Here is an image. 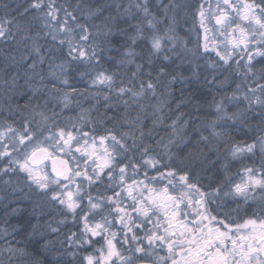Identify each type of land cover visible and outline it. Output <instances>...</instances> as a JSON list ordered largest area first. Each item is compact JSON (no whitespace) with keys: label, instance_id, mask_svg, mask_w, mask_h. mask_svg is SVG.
<instances>
[{"label":"snow or ice","instance_id":"1","mask_svg":"<svg viewBox=\"0 0 264 264\" xmlns=\"http://www.w3.org/2000/svg\"><path fill=\"white\" fill-rule=\"evenodd\" d=\"M93 2L31 0L23 12L15 16L12 15L15 9L9 4L0 5L4 10L0 17V43L6 45L7 52L0 69L3 73L0 77V148H3L0 158L9 159L21 153L24 156L23 160L9 159L10 166L0 171L7 174L18 169L20 173H26L30 194L35 196L30 202L33 218L37 220L31 224V232L27 235H23V224L10 230L0 227V241H3L0 264H45L43 259L36 257L35 250L27 251L34 243L39 244V240H29L28 236L35 238L41 228L57 232L58 229L51 228L50 220L43 225L39 223L45 216L51 218L53 212L65 217L58 221L59 224H65L67 216L71 215L72 226L77 231L67 237L68 247L48 264H70L68 256L77 264H117V260L119 264H136L137 261L145 264H264V0H246L244 3L223 0L222 6L217 8L216 24L224 29L221 35L226 42L223 50L220 45L215 46V55L219 59L212 66L215 69L219 65L222 75L225 65L229 69L232 61L236 65L231 72L235 88L219 100L216 96L224 91V81L217 84L216 76L210 82L205 78L207 92L194 91L185 99L187 89L183 85L186 78L175 70L166 71V66H157L152 61V54L163 50L164 37L143 36L145 29L139 24L118 27V24L127 23L124 17L134 18L133 7L142 10L145 17H152L148 20L149 28L154 29L156 23H162L164 18L157 20L149 12L146 0L143 5L140 0H130L123 11L117 3V14L107 16L104 13H111V6L97 3L93 8ZM167 8L165 6V17ZM194 15L200 17L203 26L206 15L203 4ZM101 18V23H92ZM229 25H234L230 32ZM132 27H135L136 35L129 37L127 32ZM137 39H145L151 45L146 64H136L135 60L143 57H138L128 46V40L135 45ZM65 45L69 64L87 61L95 67L114 62V70L105 68L96 72L91 87L100 90L88 93L96 104L90 109H81L79 117L83 120L86 113L103 102L101 119L111 123L112 128L101 129L95 126V121L89 120L84 127L93 126L84 131L75 124L69 128L67 125L61 127L57 122L68 108L70 95H85L75 88L71 93L61 95L62 87H71L67 79H61L66 74V62L62 58ZM121 49H124L121 59H106L108 52H120ZM200 55H211L207 43ZM57 59L61 62L56 63ZM169 59L164 57L165 61ZM132 64H135V71L130 75L127 71H118ZM168 76H171L169 80L162 81V77ZM117 77H120L119 83ZM173 83L181 84L179 99L171 89ZM161 87L164 90L157 92ZM141 100H154L155 103H140ZM60 103L64 105L60 113L50 112V104L55 108ZM173 103L175 108L171 107ZM190 104L197 112L204 106H214L216 119L207 126L203 123L197 126L199 116L189 115L185 120V113L180 109ZM77 107H80L79 103ZM149 107L152 112H148ZM165 107H168L167 115L163 114ZM229 108H235V111L230 112ZM132 111L136 112L134 117L130 115ZM173 113L179 115L171 119ZM167 119H171L169 125L164 124ZM181 120H184L183 124H180ZM217 122H222L228 131L217 132ZM125 127L128 131H122ZM146 127L147 132L144 131ZM207 128L212 130L209 135H204ZM101 130L104 134L96 135ZM161 130L168 137L166 142L163 135L156 139ZM251 132L257 133L250 137L252 142L237 141L230 154L234 158L244 153L254 155L258 148L262 157L259 169L255 164L245 167L241 183L229 187L228 191H224L225 183L212 189L210 178L209 184L204 185L205 174L217 162L209 157L214 152L217 159L220 155L212 141L230 138L233 133L247 136ZM4 140L9 143L4 144ZM145 140H155V147L146 144ZM41 144H49L52 153ZM73 145H76L75 151ZM29 146H33L30 154L27 152ZM57 151L72 156L76 167H69L67 161L61 160L62 167L58 168L54 156ZM38 153L52 159L54 178L52 174L38 175L33 171L32 164ZM77 153L80 154L78 157ZM141 169L143 178H139ZM257 171L260 179L255 178ZM149 172L156 175L149 176ZM205 187L209 190L204 191ZM177 189L181 190L179 194H176ZM237 197L257 204L253 218L244 220L243 224L234 223L232 213L238 209L229 207ZM11 211L14 213L17 209ZM9 215L6 211L5 225L10 223ZM249 227L252 229L250 234ZM114 228L118 231H112ZM141 232L143 236L138 235ZM120 233H123L122 239L118 238ZM44 235L39 232L40 239ZM17 236L22 238L17 240ZM48 243L40 247L47 251ZM20 244L25 246L18 247ZM94 244H100V247L93 248ZM132 245L136 246L133 248ZM73 247L75 251H70ZM89 248L91 252H88ZM158 251L167 254L158 256ZM125 252L129 254L124 255Z\"/></svg>","mask_w":264,"mask_h":264},{"label":"trees","instance_id":"2","mask_svg":"<svg viewBox=\"0 0 264 264\" xmlns=\"http://www.w3.org/2000/svg\"><path fill=\"white\" fill-rule=\"evenodd\" d=\"M211 1V0H210ZM246 2V0H244ZM75 2V0H73ZM141 2V0H140ZM209 2V0H146L147 6L149 8V12L152 13L153 16L157 18V20L164 18L162 23H156L155 28H149L148 26V20L152 17H145L142 10L138 11L135 7L131 9L132 13L134 14V18L129 19L128 17H124L123 19L127 22L125 24H118V27H127L129 24L131 25H142V27L145 29V31L142 33L143 36H151L154 32H160L162 35H165L166 29L170 32L171 35L176 36L177 41V47L178 49L174 50H168L166 47V42L168 41L167 36H163L164 40L162 41L163 50L161 52L153 53L152 54V61L157 66H166V71L175 70L176 73H179L183 77L186 78V82L184 83V88L187 89V91L184 92V98L187 99L190 94L194 91L199 92H207L209 90L208 86L205 84V78L210 82L212 81L213 77H217V84H219L220 81H224V91L219 93L216 96V99L219 100L220 96L224 95L225 93L230 94L233 89L235 88V83L232 81L231 72L233 69H235V61H232V68L229 69L225 65L224 68L226 69L224 73L220 74V66L217 65V67L214 69L213 66L207 64L206 62H202L203 57H207L209 55H200L202 53V49L204 48L202 44L205 43V39L203 38L202 34H200V17L198 15H194V12H199L200 5L203 4V7L206 5V3ZM247 2H250V0H247ZM31 3V0H0V5L3 4H9L10 7L15 9V11L12 12V15L15 16L18 12L22 13L23 8L27 7L28 4ZM104 4V5H110L111 6V13L105 12L104 15L107 16L109 14L116 15V4H121L120 11H123V7H126L129 5L130 0H94L92 3V7L94 8L96 4ZM142 3V2H141ZM20 7H17V6ZM143 5V4H142ZM165 6H168L167 8V16L165 17ZM206 10V8H204ZM3 9L0 7V17L3 16ZM101 20H93L92 23H101ZM42 24V22H40ZM111 23V22H109ZM172 28V29H168ZM136 35V29L135 27L129 28L127 32V36H133ZM48 41H51V37L47 38ZM59 40V37H58ZM57 40V42H58ZM41 43H44L43 40L40 41ZM128 46L132 48V50L137 54L138 57H143V59L137 58L135 60L136 64H146V61L149 57V53L151 50L150 43L145 39H137L135 45H132L131 40H128ZM12 47H15V45H12ZM124 49H121L120 52H108L106 54L107 57H115L116 60H119L122 58ZM7 54L6 52V45L4 43H0V69L3 68V55ZM67 55V45L64 46V52L62 54V58H65L66 62V79L68 80L69 85L71 87H66V89H70L72 91L73 88H75L78 92L84 93L85 95L82 96H71L70 99L72 100V103L70 106H68L67 109H65L62 113V119L60 120L64 122V125H69L70 122H66V119H69L70 116L73 118L74 116V110L76 108L75 104L73 105V102L80 101L79 104L82 109H90L93 107L96 102H89L86 101L84 97H88V93H91L95 89L91 87L90 85V76L92 75V72L97 71H103L105 68H107L109 71L114 70L115 64L113 61H108L107 63H103L101 66H95L92 64H89L87 61H81V62H75V63H67L66 60ZM168 56L170 59L168 61L164 60V57ZM61 60L57 59L56 63H60ZM31 63V61H29ZM47 63V62H46ZM257 67H260V65H257ZM147 70V69H146ZM119 72L123 73L125 71L128 72V75L131 74V71H135V64L132 65H125L123 68L118 69ZM3 76L2 71H0V77ZM153 76H155V72L153 73ZM171 78V76L168 77H162V81H167ZM120 77H117V83H119ZM20 83H23V80L20 81ZM181 88L180 83H173L171 85V89L173 92L176 93L177 99H179V89ZM164 89L158 88L157 92H162ZM214 92L215 89H212ZM71 93V92H70ZM62 88H61V95H62ZM208 99L211 100V95L208 96ZM23 103V101H21ZM140 103H155V101H147V100H141ZM50 106V105H49ZM61 107V103L59 104L57 109ZM84 107V108H83ZM172 108H175V103L171 105ZM121 112L124 111L123 106H121L120 109ZM229 111H235V108H229ZM148 112H152V108H148ZM180 112L185 113L184 119H189V115L191 117H197L199 116L200 119L197 120V126H199L201 123H203L205 126L211 124L213 120L216 119V112L214 106L209 108L208 106H204V108L197 112L195 107L193 105H188V107H182L180 109ZM104 113V106L103 102L100 103L99 107L97 109H94L90 113H86L85 116H89L91 121H95V126H98L99 128H112L113 125L111 123H104L101 119L102 114ZM82 113L80 112V115ZM134 114L136 115L135 111H132L130 115L134 117ZM163 114H168V107H165L163 109ZM111 115V113H109ZM159 115V114H158ZM176 115H179V113H173L171 116V119H175ZM171 119H167L164 121L165 125H169L171 123ZM80 121V120H79ZM49 123H52L51 121ZM87 123V122H85ZM184 120L180 121V124H183ZM254 123V122H253ZM148 124H151V120L148 121ZM147 127L144 129L145 132H147ZM217 132L221 131H228V129L221 123L217 122V127L215 128ZM122 131H128V128L125 127L122 129ZM171 129H168V132H170ZM211 131L208 130V128L204 131V135H209ZM139 135V132H137V136ZM165 136V142L167 141V135L166 133L161 130L160 133L157 135L156 139H159V136ZM257 135L255 132L248 133L247 136L244 134L235 135L234 133L231 135L230 138H224L220 137L216 140H213L212 143L214 145H217L218 152H219V158L217 159L216 153L214 152L212 156L209 157V160H216L215 166L211 169L210 172L205 174V178L203 179L202 183L204 185L209 184V178L212 181L211 188H216L217 184L225 183L228 179L231 178L232 173H234L238 168V163L240 160L237 158V160H233L229 157L228 152L232 149V145L236 144L237 141H244L246 143H251L252 140L250 137ZM146 144H150L153 147H155V140H145ZM225 157L226 159H223L222 157ZM231 175V176H230ZM21 181H24V178L18 177ZM27 182V181H24ZM204 189H208L205 187ZM6 195L0 194V196ZM31 194L24 195L20 194V198H12V197H4L3 199H0V227H8L9 230L11 227H19L21 224L24 225L25 233L23 235H27L31 232V224L37 223V220L34 217V214L32 213V203L31 200ZM16 196V195H15ZM7 206V207H6ZM12 209H17L16 212H12ZM47 210V209H46ZM10 213L8 216L9 224L5 225L4 219H5V212ZM63 216L60 214H57V212H53L51 214V218L49 216H45L43 220L39 221L40 224H44L45 221L51 222V228L58 229L57 232L51 233L50 231L46 230L45 228H41L38 230L37 235L35 238L32 236H28L29 240H39V244H33L30 247L27 248L28 252H33L35 250L36 257H39L44 260L45 264H48L49 260L58 258V253L62 252L60 250L61 246L63 244H57L55 242L60 243V237L65 238L68 235H71L73 232H67L68 231V225L67 224H59L57 220H63ZM39 232H44V238L40 239ZM62 233H65V236H60ZM22 236H17L16 239L20 240ZM56 238L57 241H56ZM45 242L48 243V250L41 248L40 245H43ZM62 243V242H61ZM0 246H3V241H0ZM24 244L18 245V247H24ZM59 246V247H58ZM57 247V248H56ZM90 249H88V252H90ZM42 254V255H41ZM66 255V254H65ZM27 261V258H25ZM68 260H72L70 256L67 257ZM70 264H77L76 261L72 260V263Z\"/></svg>","mask_w":264,"mask_h":264},{"label":"rangeland","instance_id":"3","mask_svg":"<svg viewBox=\"0 0 264 264\" xmlns=\"http://www.w3.org/2000/svg\"><path fill=\"white\" fill-rule=\"evenodd\" d=\"M142 4L144 3V0H141ZM235 2V0H234ZM241 3H244L245 1L244 0H240ZM223 4V0H209V2L206 3V5L204 6V8H206V15H205V21H204V25L201 26L200 25V34H202L203 38L205 39V43L202 44V46L204 47V45L207 43L208 45V49L209 51L211 52V55L210 56H207V57H203L202 59V62H206L207 64H209L210 66L213 65V62L214 61H218V57H216L215 55V46L216 45H220V49L223 50V44L226 42L225 40V37L223 35H221V32L224 30L220 25H216L215 24V18L217 15H219V12L217 11V8L218 6H222ZM235 14L233 13V16ZM236 23H241L239 21V18L237 17L236 18ZM242 27H244L245 25L244 24H241ZM234 27V25H229L228 26V31L230 32L231 29ZM168 29H172V28H168ZM205 29H207V31H205ZM264 31V30H262ZM158 35V36H167L168 37V41L166 42V48L168 50H174V49H178L177 47V41H176V36L174 35H171L170 32L167 30L165 31V35H162V33L160 32H154L152 35ZM151 35V36H152ZM237 36H239V32L236 33ZM150 37V36H149ZM228 39H233V37H229ZM229 50H230V46H229ZM250 51L252 49H249ZM204 52V48L202 49V53ZM246 59V57H245ZM257 59H260L259 57H257ZM96 72H98L97 70L93 71L92 72V75L90 76V85H91V81L92 79L94 78ZM61 79H66V74L65 76L61 77ZM95 90L92 91L91 93H96L98 92L100 89L99 88H94ZM105 92H107V89L105 88L104 89ZM64 92H68L70 93L71 90L70 89H66V87H62V93ZM71 97L69 96V99ZM86 99V101H89V102H96L94 100H91V97L88 96V97H84ZM80 101H75L73 102V105L75 104L77 110L75 109L74 110V118L72 116H70L69 119H66V122H70V121H73V122H70L69 125H67L69 128L72 127L73 124H75L77 127H83V130L84 131H88L89 130V127H92L93 125L92 124H89L88 127H84V124L85 122H88L90 120L89 116H85V118L83 120L79 119V117L81 116L80 115V112H81V106L80 107H77V104L79 103ZM72 103V100H69V105L70 106ZM64 108V105L63 103H61V107L59 109H57L56 107L53 108L52 104H50L49 106V110L50 112L51 111H55L56 113H60L61 112V109ZM84 108V107H83ZM135 116V114H134ZM62 119V115L59 116L58 118V123L61 127L64 126V122L60 123ZM80 120V121H79ZM92 120V119H91ZM52 122V121H51ZM222 123V122H221ZM98 127V126H96ZM55 130V129H53ZM209 131H211L212 129L211 128H208ZM104 134L103 131H99L96 133V135H102ZM45 136H47V132L45 133ZM4 144H8L9 141L8 140H4L3 141ZM50 143H54V142H50ZM129 143H131V141H129ZM83 144V141H81V145ZM40 146L42 147H46L48 148L49 150V153H52V148L49 146V144H41ZM242 146V145H240ZM73 151H75V147L76 145H73ZM32 148L33 146H29L28 149H27V152L30 154L31 151H32ZM0 151H3V148H0ZM231 150L228 152V155L230 158H232L233 160V163H234V160H237V158L239 159H242L239 161L238 163V168L237 170L232 173V176L230 179H228L225 184H226V187L224 188V191H228V188L231 187V186H234L235 184L237 183H241V174L243 173V169L245 167H253L254 164H255V167L257 169H259V164H260V161H261V153L259 151V149L257 148L256 151H255V154H248V153H244L243 155L241 156H238V157H232L231 156ZM80 154L77 153L76 156L78 157ZM55 156V159L57 158H62V159H65L68 164H69V167H76V164L73 163V158L72 156L70 155H61L58 153H55L54 154ZM24 156L23 154L21 153L19 156L17 155H13L11 157H9V159L11 160H16V159H20V160H23ZM223 159H226L224 156L222 157ZM9 159H2L0 158V169H5L6 167H9ZM51 163H52V159L48 158L45 160V162L41 165V166H37V167H33V171L38 174V175H45V174H52L51 172ZM81 165H82V161L80 162ZM129 172H131V170H129ZM156 175V173L154 172H149V176H154ZM53 176V175H52ZM18 177L20 178H24V181H27V176H26V173H20L18 169H14L13 171H9L7 174H5L3 171H0V194H6V195H1L0 196V199H3L4 200V197H12V198H20L19 195L22 194L24 195V193L26 192V194H30V189L28 187V183L27 182H24V181H21ZM54 178V176H53ZM136 178V177H134ZM139 178H143V169H141V175ZM255 178L256 179H260V174H259V171H257V173L255 174ZM245 180H247V177L245 176L244 177ZM5 181H8V183H5ZM85 187L87 188V182H85ZM162 187V185H161ZM212 189H215V188H212ZM204 191H208L209 189H203ZM181 190L180 189H177V193L176 194H179ZM95 192L96 190L93 189L92 190V194L95 195ZM16 195V196H15ZM108 195H111V193L109 192ZM257 195H259L257 193ZM31 196V199H35V196L33 195H30ZM221 196H223V193H221ZM86 199L87 197H85V202H86ZM230 200L232 198H229ZM219 202V201H217ZM249 205H251V207H249ZM229 207L231 209H238V211H233L232 213V216H233V220H234V223L235 224H243L244 220L246 219H251L253 218L252 217V213L253 211L256 210L257 208V204L256 203H253V201L251 200H248V201H245L242 197H237L235 200H233V202H231L229 204ZM59 214V213H57ZM82 215V213H81ZM62 218L65 219V217L63 216ZM63 219V220H64ZM59 221V220H57ZM72 223H73V218L71 215L67 216L66 218V223L68 225V231L67 232H76L77 229L75 227L72 226ZM112 231H118V229L114 228L112 229ZM252 229L251 227H249V234L251 233ZM66 234L65 233H62L60 236H65ZM138 235L140 236H143V233H138ZM69 236V235H68ZM67 236V237H68ZM67 237L65 238H61L60 237V243L58 242H55L57 244H63L64 247L61 246L60 250H62L63 248H66L68 247V240H67ZM119 239H122L123 238V233H120L119 234ZM58 238H56V241H57ZM62 242V243H61ZM103 243V240H101V244ZM136 245H132V247L134 248ZM59 247V246H58ZM100 247V244H94L93 245V248H99ZM119 244H117V248H119ZM128 246L125 245V248H127ZM57 248V247H56ZM70 251H75V248H71ZM92 251V249H90V252ZM129 253L125 252L124 255H128ZM167 253L166 251H158L157 252V255L158 256H165ZM96 255H99V253H96ZM138 262H143V261H137L136 263ZM117 264H119V261L117 260Z\"/></svg>","mask_w":264,"mask_h":264},{"label":"water","instance_id":"4","mask_svg":"<svg viewBox=\"0 0 264 264\" xmlns=\"http://www.w3.org/2000/svg\"><path fill=\"white\" fill-rule=\"evenodd\" d=\"M215 24H216V18H215ZM217 25V24H216ZM47 156H41V154H37V157H36V161L35 163L32 164V166L34 167H37V166H41L45 159H46ZM63 160V161H66L65 159H62V158H57L56 161H57V167L60 168L62 167V165L60 164V161ZM31 163V162H30ZM69 166V164H68ZM52 167H53V161L51 163V172H52ZM52 175L54 176V174L52 173ZM136 264H145V262H138Z\"/></svg>","mask_w":264,"mask_h":264},{"label":"flooded vegetation","instance_id":"5","mask_svg":"<svg viewBox=\"0 0 264 264\" xmlns=\"http://www.w3.org/2000/svg\"><path fill=\"white\" fill-rule=\"evenodd\" d=\"M47 159V158H46ZM70 261V263H72V260H69Z\"/></svg>","mask_w":264,"mask_h":264}]
</instances>
